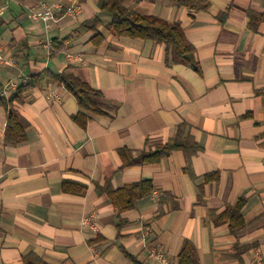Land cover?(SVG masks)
<instances>
[{
    "label": "crops",
    "instance_id": "crops-1",
    "mask_svg": "<svg viewBox=\"0 0 264 264\" xmlns=\"http://www.w3.org/2000/svg\"><path fill=\"white\" fill-rule=\"evenodd\" d=\"M70 2L0 0L8 59L0 64V96L47 73L14 103L24 141H5L0 105V264H24L29 254L41 264H135L123 250L144 264H177L185 240L199 264H264V20L252 27L249 15L264 13V0H209L199 11L168 0L125 1L177 19L199 71L173 60L164 44L113 35L100 0H78V14L67 12ZM42 3L54 5V20L30 16ZM66 71L104 96V112L85 127L74 120L75 95L59 81ZM181 124L201 147L190 161L177 149L158 162L123 163L122 148L138 157ZM108 180L114 188L154 185L121 214L119 237L116 210L100 189ZM64 181L86 189L66 192ZM239 199L246 225L233 234L220 214ZM91 213L97 233L82 221Z\"/></svg>",
    "mask_w": 264,
    "mask_h": 264
},
{
    "label": "trees",
    "instance_id": "trees-1",
    "mask_svg": "<svg viewBox=\"0 0 264 264\" xmlns=\"http://www.w3.org/2000/svg\"><path fill=\"white\" fill-rule=\"evenodd\" d=\"M126 0H100V8L110 16L107 24L109 31L115 36H126L131 38L150 39L156 43L164 44L171 51L173 60L193 67L199 71L200 67L195 57V48L186 37V33L177 19L167 20L157 15L142 13L125 5ZM140 1V0H134ZM178 7H186L190 10H206L209 6V0H168ZM250 24L252 27L259 21L264 20V13H255L249 11ZM98 17L95 22H99ZM44 76L47 73L43 74ZM42 76H32L25 84L20 85L11 96H0V105L6 110V128L5 141L10 144H18L25 140L24 126L20 122L18 113L14 108L15 102H21L24 98V92L27 88L36 85ZM59 81L72 92L78 102L80 111L74 116V120L82 127H85L92 115L104 112L106 106L104 96L98 89L80 79L72 72H62L59 74ZM200 145L189 134H185V125L178 127L176 134L164 143H158L153 149L141 153L134 157L131 150L122 148L120 154L123 163L133 164L140 162H158L166 157L173 150L181 149L186 153L187 160L200 150ZM190 165L188 164V168ZM214 177L213 174L206 176V179ZM63 190L66 192L83 193L86 185L72 181L63 182ZM100 189L105 192L117 213V230L120 236L121 226L124 220L121 214L135 207L139 198L150 194L154 185L150 180H141L124 185L120 188H114L108 180ZM244 199H239L235 204L228 205L224 212L220 214V219L228 222L230 231L237 234L238 231L246 225L242 215ZM219 216V215H218ZM217 219V218H216ZM236 249H240L239 244ZM126 255L135 262V264H144L138 261L133 255L123 250ZM38 256L29 254L24 258V264H41ZM177 264H199L196 247L190 240H185L178 254Z\"/></svg>",
    "mask_w": 264,
    "mask_h": 264
},
{
    "label": "built area",
    "instance_id": "built-area-1",
    "mask_svg": "<svg viewBox=\"0 0 264 264\" xmlns=\"http://www.w3.org/2000/svg\"><path fill=\"white\" fill-rule=\"evenodd\" d=\"M42 6H43V9L40 11L32 10L30 13V16L33 19H42L43 21L54 20L55 18V15L53 12L54 5H47L46 3H42ZM81 10H82V6L78 2V0H71L70 4L68 5L67 12L71 14H78L81 12ZM46 46L48 48L52 46V39L47 40ZM7 60L8 59L4 56L2 52V46L0 44V64L6 62ZM8 86L10 88H14L15 84L14 82H11ZM96 218L97 216L95 213H91L90 215H85L82 218V221L88 224L90 230H92L94 233H97L99 231V224Z\"/></svg>",
    "mask_w": 264,
    "mask_h": 264
}]
</instances>
